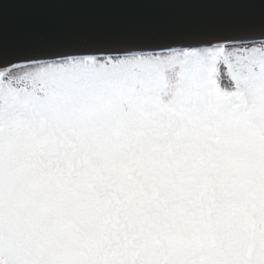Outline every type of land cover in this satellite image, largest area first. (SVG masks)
Listing matches in <instances>:
<instances>
[{
    "label": "snow or ice",
    "instance_id": "1",
    "mask_svg": "<svg viewBox=\"0 0 264 264\" xmlns=\"http://www.w3.org/2000/svg\"><path fill=\"white\" fill-rule=\"evenodd\" d=\"M250 13L247 37L0 50V264H264V0H0Z\"/></svg>",
    "mask_w": 264,
    "mask_h": 264
},
{
    "label": "water",
    "instance_id": "2",
    "mask_svg": "<svg viewBox=\"0 0 264 264\" xmlns=\"http://www.w3.org/2000/svg\"><path fill=\"white\" fill-rule=\"evenodd\" d=\"M250 13L165 8L36 7L25 3L8 6L3 16L0 50L73 51L62 38L84 33H124L151 36L160 42L195 32L247 37L258 32L238 19Z\"/></svg>",
    "mask_w": 264,
    "mask_h": 264
}]
</instances>
